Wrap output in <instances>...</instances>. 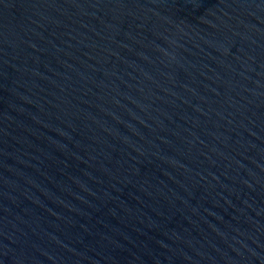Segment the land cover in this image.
Wrapping results in <instances>:
<instances>
[{
  "label": "water",
  "instance_id": "95a60500",
  "mask_svg": "<svg viewBox=\"0 0 264 264\" xmlns=\"http://www.w3.org/2000/svg\"><path fill=\"white\" fill-rule=\"evenodd\" d=\"M0 264H264V0H0Z\"/></svg>",
  "mask_w": 264,
  "mask_h": 264
}]
</instances>
